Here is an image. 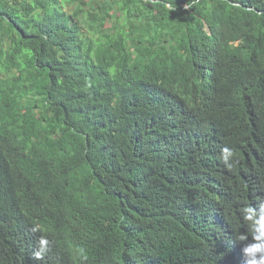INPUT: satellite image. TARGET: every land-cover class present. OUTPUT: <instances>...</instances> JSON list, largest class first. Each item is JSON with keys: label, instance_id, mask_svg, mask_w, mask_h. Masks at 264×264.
<instances>
[{"label": "trees", "instance_id": "1", "mask_svg": "<svg viewBox=\"0 0 264 264\" xmlns=\"http://www.w3.org/2000/svg\"><path fill=\"white\" fill-rule=\"evenodd\" d=\"M263 194L264 0H0V264H233Z\"/></svg>", "mask_w": 264, "mask_h": 264}, {"label": "clouds", "instance_id": "2", "mask_svg": "<svg viewBox=\"0 0 264 264\" xmlns=\"http://www.w3.org/2000/svg\"><path fill=\"white\" fill-rule=\"evenodd\" d=\"M223 152L231 155L230 150L227 148ZM253 174H255V171L250 173V175ZM240 189L242 191L249 190V182L241 179ZM260 203L264 204V194ZM220 213L221 209L218 206L215 215H220ZM244 220L249 223V229L246 236L240 235L238 237L240 241H244V244L241 249L237 247L238 251L233 264H264V206H261L259 211L251 206L246 207L244 209ZM48 250V241L41 238L39 250L33 253V258L41 260ZM81 255L82 259L87 260V255L84 254L83 249H81Z\"/></svg>", "mask_w": 264, "mask_h": 264}]
</instances>
